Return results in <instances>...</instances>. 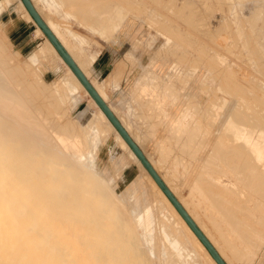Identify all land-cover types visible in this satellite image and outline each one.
Wrapping results in <instances>:
<instances>
[{
    "label": "rangeland",
    "instance_id": "1",
    "mask_svg": "<svg viewBox=\"0 0 264 264\" xmlns=\"http://www.w3.org/2000/svg\"><path fill=\"white\" fill-rule=\"evenodd\" d=\"M5 1L8 3L6 6L4 5L5 7H2L0 12L6 9L10 10L9 7L11 3H13V6H15L13 8L16 12L13 11L12 14L16 15L17 13L19 16L22 15L26 18V20H28V31L30 32V37L33 39L32 43L28 47L21 50L19 47L15 46L14 42L9 38L5 23L2 22L0 18V53H2L1 55L5 57L8 56V61L3 66H8L9 68L6 67L7 69H12L10 66H16L18 69L22 67L21 70L19 69V74H21V76L22 74L25 75L24 78L23 76L21 77L22 80H20V76L19 78H14H17L20 82L18 80L12 81L11 79L12 85L14 84L13 87L17 90V92L23 91L22 93L18 92V95L20 96H18V98L23 100L19 99L23 102L21 106L22 109H30L28 111H31L33 115H35V118H37V121H33L38 122L39 120L40 123H43L48 132L60 142L67 143L72 141L73 135L70 131H62L59 129L55 125L58 124V122L59 124L64 122V125L67 124V122H72L77 124L76 128L79 127L82 131H85L83 126H86L89 132L87 145L84 147L83 145L78 144L76 149L83 152V161H86L89 158L86 154L87 151H90L91 149L90 153L93 156L92 164L95 179L102 183V193L99 196V199L97 197H95V199L93 198L94 195L92 196L94 191L92 189L87 190L83 188L82 182H79V180H76L78 182L75 180L73 181L75 178L73 176L57 181L43 174L40 175L41 173H33L35 167H37L40 164V161H43L44 158L40 157L39 153H37V156L31 152L27 153L24 147L17 146L14 142L12 144L11 142L7 144V142L12 140L6 136L4 137V131L2 130V133L0 129V248H3L4 252L11 251L14 254L22 253L24 249H29L31 254L24 259L13 258L10 262H13V264H210L203 256H201L203 254L200 250L193 247L189 236L180 227L175 217H172L171 214L169 215L170 218H164V214L168 212V209L164 206L155 190L152 189L146 176L141 174L142 167L132 160L130 155L126 153V149L118 146L119 142H117L112 126L107 125L108 123L104 119L99 118L96 115L97 109L94 102L90 103V96L75 86H70L64 94H62L63 92L60 93L61 91L56 92L55 94L49 91L52 89L54 90V80H59V78L67 76V68L57 60L55 61L54 57L52 59V55H48V58L45 57V60L41 59L35 61V64H32L29 61L37 48L43 45L45 40L44 36L36 33L35 24L23 14L21 8L18 6L17 0H0L1 3H4ZM83 1L84 0H79V3H82ZM199 1L200 0H111L109 1L111 6H109L106 11L107 19H112V22H114V24L116 23L115 25H121V27L117 28L111 36H109L111 27L104 34L101 33L103 36L99 33H92L89 31L88 26L92 23V19H84L81 14H78L77 9L74 7V3L71 1L56 0V2L60 5L59 11L56 12H47L41 8L40 11H42L41 13L45 15V18L52 17L55 19V21L60 23L61 27L71 28L77 33L83 35L86 39L83 46L87 49L100 44L103 48L104 46L113 44L114 42L116 45L118 44V46H121V50L124 52L129 50L131 52L133 50L132 56L129 55L127 59H129L130 67L135 69L134 73L142 72L144 68L152 69L150 66L151 61L156 63L153 67L158 66L159 69L154 71L151 70L150 74L155 73V76L158 77L157 79L159 80L158 82L160 85L158 84L157 86V89L159 90L157 92L160 94V92L162 93L166 91V95L169 97L174 94L179 95L177 98L178 103L181 102L178 107L179 111L182 107H188L184 109L187 111L184 112V116H181L180 119L183 120L182 127L185 130L178 133L179 135H182V137L176 135V132L170 131L167 138L162 136L156 138L152 147L146 148L142 142V147H140L148 152L146 156H148L152 165H155L154 167L157 168L156 170L160 172L162 175L160 176L162 178L164 177V180L166 177L168 184L171 182L169 185H172L174 194H178V198L180 197L181 200L185 201L182 202L184 207H187V210L191 208L189 213L192 217H194L195 222L197 223L198 221L197 224H200V221L202 224L205 222L207 226L205 224H203L204 227L202 224H200L202 227L200 225L198 226L205 234L207 232V237L213 234L208 238L211 240L213 238L212 243L215 241V245L218 244L222 247V251H219L225 256L227 255V258L224 256V260L228 264L231 262V264H264V194L263 196L259 195L262 194V191H260L261 187H263L262 190H264V184L258 180H254L253 178L250 179L249 182L241 180L238 178L237 173V176L234 175L235 171L239 172V170L243 169L240 164L237 166L239 167L238 169L234 168L235 170L233 173V170H231L229 166H224L222 160H219L221 156L220 151L222 150L221 144L223 145L227 143L229 138H227L229 134L227 135L225 130L220 128V123L222 124L224 121L225 114L223 113L225 112V109L228 110V112H233L232 108H234L237 104L241 105L242 103L248 106V100L250 101H248V103H251L252 105L250 104V106L252 107L255 103L257 104V106L254 105L253 108L256 107V109H259L260 111L261 107H259V104H262V108H264V7L262 8L263 10L260 9L261 11H257V6L255 7L256 2L254 1L252 3V0H244V2H242L243 0ZM34 2H37L36 5H38L37 0ZM129 2H131V4H129ZM227 2L228 6L226 5ZM97 7L99 8L100 6H95V8ZM129 7H131V10L128 9ZM253 7L255 8V11ZM195 8H197V10H195ZM230 8L233 9L231 10ZM101 9L103 10V8ZM187 9L189 11H187ZM66 11L69 13L71 12L69 16H65L63 14ZM185 15L186 19H184ZM179 16L182 17L179 18ZM176 17H178V19ZM190 17H193L194 20L192 18L190 19ZM191 21L192 23H189ZM164 23H169V25ZM229 26H232L231 29L233 28L234 30H231ZM173 28L176 30H172ZM216 30L217 32H215ZM167 32L169 33L167 34ZM248 32L251 33V35H248ZM202 33H204L205 36ZM213 35L215 37H213ZM233 35L234 37H232ZM65 38H67V40L64 39V41L66 40L67 42H65L71 45L70 47L74 49L73 51H75L80 58L83 57L77 49L79 47L75 46L74 42L71 41V36L65 35ZM179 39L181 41H179ZM186 39L191 40V42L189 43V40L187 41ZM217 42L218 44L216 45ZM182 52L183 54H181ZM179 55L182 56V58H180ZM85 59L86 56L81 58V62L83 64L82 60H84L86 63L83 65H85L87 73L90 72L88 73L90 76L89 78L91 81H95H93L95 85L98 84L96 86L100 87L101 89H99L104 94V79L99 81L97 80L96 82V78L91 75V60L88 59L89 62H86L87 59ZM28 63L31 64L29 65ZM259 70H261V73ZM216 72L220 74L218 75ZM241 72L243 73L241 74ZM27 79L32 83L28 82ZM33 83L35 84L33 85ZM234 83L235 86L241 88L240 91L239 88L234 86ZM21 84L26 85L22 86ZM30 84L32 85L34 93L37 92L34 96H32L34 93H31L32 88ZM36 86L40 89H37ZM41 87L43 89H41ZM222 87L223 90L226 91L220 90ZM25 89H28L27 91L31 93L30 96L27 94L29 92ZM36 89L37 91H35ZM39 90H43L42 92L45 93L46 97L45 95L43 96V93L39 92ZM230 92H232V94ZM215 93H217L216 96H221L219 97L220 102H217V104L216 101L218 100L216 99L217 97H215ZM105 95L106 94H104L105 99L107 98L108 101L113 104L114 98L111 96L112 94L107 91V97ZM53 97L54 99L59 100L56 102V100L51 99ZM138 97H140V102L137 103L140 107L134 110V117L143 118V115L140 116V114H138L139 111L143 109L142 104L146 103L142 100L145 98V101H149L150 99L149 97L146 98L144 94ZM229 97L232 98V101ZM25 98L29 99L26 101ZM32 98H34L33 100L35 102ZM223 98L226 103L228 102L227 104H230L229 107L228 105L225 106L226 108L223 106L225 103ZM168 99L169 98H166L164 100L169 101ZM48 100L54 102H48ZM42 101H46L44 105H42ZM238 101L240 104L237 103ZM58 102L62 104H58ZM34 103L35 105H33ZM169 103L170 101L165 102L164 104L169 105ZM207 103L209 104L207 105ZM218 103L221 105H218ZM50 104L52 108H50ZM166 105L164 106L166 107ZM47 106L48 108H46ZM55 106L58 108H55ZM145 106L146 105H144V107ZM31 107H38V109L36 111V108L34 109ZM45 108L50 110L46 112L47 110ZM205 108L208 111H206ZM39 110L42 111V113H37L40 112ZM117 111L116 113L119 115L118 117H122V119H124L120 111L118 109ZM43 112L46 116H44ZM261 112L264 113V109H261ZM91 113L96 115L95 120H97L102 129L101 133L94 130L92 127L93 124L89 123ZM155 116L158 120H160L159 117L162 115L160 113H155ZM230 117H228V120L231 119ZM32 118L34 119V117ZM255 120L256 121L253 120V122L249 121V123L253 124L255 122L254 124H256V126L254 127L260 130L263 129L264 131V116L261 117V122L260 120ZM229 122L230 121H228V124L230 125ZM80 123L81 125L83 124V126H81ZM196 123L200 125L201 128L198 131L197 128H195ZM237 123L234 124V128L231 127V129L236 133H238V127H243L241 122ZM62 124L63 123L60 125ZM250 124L247 125L249 126ZM51 125L53 127H51ZM221 131L223 133H221ZM66 132L68 134H66ZM131 133L133 132L131 131ZM221 134L223 137L225 136V139H222ZM133 135L134 139L136 137L135 140L138 142L139 135L137 136L135 131ZM199 136L202 137L199 138ZM216 137L219 140L222 139L221 141H224V143L219 140L215 141L217 140ZM194 139H197L198 141H194ZM147 141H149V138L146 137L145 142ZM198 143H203V146ZM216 143H218L217 148L215 145ZM213 155L216 157L214 158ZM10 157H13L14 160H11ZM202 159H204V161ZM213 162L216 163V165H219L217 167H220L221 169L217 168L214 164L215 168ZM128 165V169L125 174L122 175V169ZM205 165H208L207 171H205ZM199 166L203 167L204 170ZM234 167L236 166L234 165ZM201 171L202 173H200ZM204 171L206 175L203 173ZM221 171L223 172L221 173ZM226 171L228 172L227 176L224 175ZM244 171L253 172V170L250 171L248 169ZM215 172L218 175H215ZM136 173L137 175L139 174L138 179L140 182H143V191L145 196H142L141 188H139V190H134L130 187L131 182H133L134 178L137 176ZM34 174L36 176H34ZM199 174L205 175V179L209 180V184L212 183L213 186L215 185V182L210 181V179L213 180L212 178L215 176H221L219 181L231 184L224 185V187H226L225 189L222 187L223 184L219 186L220 189L221 187L223 188L221 189L222 193V190H224L223 195L225 197V201H223L222 197H219L217 201L216 199L214 200L212 198H208V196L195 191L197 188V179H204V177L199 176ZM44 176L46 177V182L44 181L43 183V180L40 182L41 178L45 180ZM182 177L183 179H181ZM47 178L49 179L48 182ZM174 178L178 182H176ZM167 180H165L166 183ZM204 180L203 182L205 183L206 180ZM175 182L179 183L176 184L177 188L175 187ZM133 184L134 183H132V185ZM230 186L231 188L233 187L232 189L234 192L228 191L229 189L226 190L227 187L230 188ZM192 187V191L194 190L193 192L190 190ZM231 188L230 190H232ZM131 190L133 191L131 192ZM236 191L238 193H236ZM226 192H228V194ZM229 192L232 193V195ZM245 193H247V196ZM207 194L210 195V192H207ZM235 194L237 196H235ZM230 197L233 198V200L230 199ZM227 198L231 200V204L228 203L229 200ZM151 201V223L148 230L143 222L140 223L135 220L132 209L134 207L138 208L144 203ZM232 201L235 203V208ZM217 203L218 208L216 207ZM214 204L215 207L213 206ZM230 207L234 210H230ZM195 216H200V220H198V217ZM208 228L210 232L208 231ZM175 231L177 237L179 236L178 234H180L178 239L181 240V242L177 239ZM208 232L211 234H208ZM250 237L251 240L249 239ZM249 243H252V246H250ZM218 245L216 248L219 249ZM186 251H193L191 257L187 258L188 255ZM152 253L155 254L153 255ZM3 257L4 253H0V264L3 263ZM227 259H229V261Z\"/></svg>",
    "mask_w": 264,
    "mask_h": 264
},
{
    "label": "bare ground",
    "instance_id": "2",
    "mask_svg": "<svg viewBox=\"0 0 264 264\" xmlns=\"http://www.w3.org/2000/svg\"><path fill=\"white\" fill-rule=\"evenodd\" d=\"M4 1V0H3ZM32 1V0H31ZM35 1V0H34ZM114 1V0H113ZM118 1V0H117ZM128 1H132V0H128ZM134 1H137V0H134ZM189 1V0H188ZM201 1V0H200ZM199 1V2H200ZM203 1V0H202ZM211 1V0H210ZM225 1V0H224ZM256 2L254 5H255V7H256V9H257V11H259L260 9H262L263 7H264V0H252V3L253 2ZM161 2V1H160ZM181 2V1H180ZM233 2V1H232ZM242 2H244V0L242 1ZM241 2V3H242ZM7 1H5L4 3H1L0 2V11L2 10V7L5 5H7ZM17 3H18V6L23 10V13H24V15L29 19V20H31L34 24H35V30H36V33H38V34H41V35H43L44 36V43H43V45L42 46H40V47H38L37 48V50L34 52V54L32 55V57L29 59V61L32 63V64H35L36 62L35 61H37V60H41V59H44L45 57H47L48 55L50 56V55H52V59H53V57L55 58V61L57 60L58 62H60V63H62L63 64V66H65L66 68H67V71H68V74H67V76H64V77H61V78H59V80H54V90L52 89V90H49V91H51V92H53L54 94L56 93V92H59V91H61L60 93H62V94H64V93H66L67 92V90H68V88L70 87V86H75L76 88H78V89H80V90H82L84 93H86V94H88L89 95V93H88V91L84 88V86L81 84V82L78 80V78L76 77V75L73 73V71L70 69V67L68 66V64H66V62H64V60L62 59V57L58 54V52H57V50L54 48V46L52 45V43L49 41V39L44 35V33L42 32V30L40 29V27L33 21V19H32V17L30 16V14L28 13V11L26 10V8H25V6L23 5V3H22V1L21 0H17ZM33 4L35 3V2H32ZM37 3V2H36ZM65 3V2H64ZM119 3V2H118ZM120 3H122V2H120ZM134 3H137V2H134ZM171 3H173V2H171ZM191 3H194V2H191ZM236 3V2H235ZM251 3V4H252ZM129 4H131V2H129ZM174 4V3H173ZM180 4V3H179ZM186 4V3H185ZM189 4V3H188ZM220 4H221V2H220ZM224 4V3H223ZM231 4V3H230ZM247 4H248V2H247ZM250 4V5H251ZM133 5V4H132ZM181 5V4H180ZM191 5V4H190ZM194 5H197V4H194ZM207 5V4H206ZM226 5L228 6V2L226 3ZM233 5V4H232ZM250 5H248V6H250ZM4 6V7H5ZM37 6V5H36ZM118 6V5H117ZM134 6V5H133ZM144 6V5H143ZM221 6V5H220ZM219 6V7H220ZM227 6H226V8H227ZM231 6V5H230ZM242 6H243V4H242ZM245 6V5H244ZM253 6V5H252ZM185 7H186V5H185ZM202 7V6H201ZM208 7V6H207ZM222 7V6H221ZM36 8V7H35ZM131 7H129L128 9H130ZM143 8V7H142ZM152 8V7H151ZM167 8V7H166ZM178 8V7H177ZM190 8V7H189ZM250 8V7H249ZM254 8V7H253ZM45 9V8H44ZM114 9V8H113ZM117 9V8H116ZM139 9V8H138ZM145 9V8H144ZM173 9V8H172ZM175 9V8H174ZM179 9V8H178ZM181 9V8H180ZM231 9V8H230ZM233 9V8H232ZM231 9V10H232ZM94 11H95V13H97L99 16H100V18H99V16H96V19H97V17L99 18V19H102V20H106L107 19V12L106 11H104V10H102L100 7L98 8H94L93 9ZM131 10V9H130ZM177 10V9H176ZM175 10V11H176ZM182 10V9H181ZM195 10H197V8H195ZM223 10V9H222ZM263 10V9H262ZM38 11V10H37ZM163 11V10H162ZM187 11H189L188 9H187ZM220 11H221V9H220ZM247 11V10H246ZM254 11H255V8H254ZM261 11V10H260ZM38 12H40V10L38 11ZM42 12V11H41ZM40 12V13H41ZM67 12V11H66ZM65 12V13H66ZM165 12V11H164ZM180 12V11H179ZM239 12V11H238ZM251 12V11H250ZM39 13V14H40ZM71 13V12H70ZM69 13V14H70ZM176 13V12H175ZM195 13V12H194ZM202 13V12H201ZM214 13V12H213ZM216 13V12H215ZM259 13V12H258ZM74 14H76V13H74ZM80 14H82V13H80ZM86 14V17L85 18H88L89 19V17H87V13H85ZM164 14V13H163ZM167 14V13H166ZM180 14V13H179ZM187 14V13H186ZM251 14V13H250ZM260 14H261V12H260ZM42 14H40V16H41ZM44 15V14H43ZM42 15V16H43ZM83 15V14H82ZM89 15V14H88ZM193 15V14H192ZM195 15V14H194ZM41 16V17H42ZM84 16V15H83ZM169 16V15H168ZM176 16H178V15H176ZM190 16H191V14H190ZM214 16V15H213ZM218 16V15H217ZM250 16V15H249ZM44 17H45V15H44ZM170 17V16H169ZM182 17V16H181ZM180 16H179V18H181ZM195 17H197V16H195ZM208 17V16H207ZM246 17V16H245ZM43 18V17H42ZM84 18V19H85ZM177 19H178V17H176ZM193 19V17H190V19ZM202 18V17H201ZM218 18V17H217ZM236 18H238V17H236ZM44 19V21L46 22V24L49 26V28L52 30V32L56 35V37L58 38V40L63 44V46L66 48V50L69 52V54L72 56V58L74 59V61L76 62V64L78 65V67L81 69V71L84 73V75L88 78V80L90 81V83L94 86V88L96 89V91L98 92V94L104 99V101L106 102V99H105V97H104V94H106V93H104L103 94V92H101V88L100 87H97L96 85H98V84H94L93 83V81H91V79L89 78L90 76L88 75V73H90V72H88L87 73V69L85 70V65H83V64H86L85 62H84V60H82L83 61V64H82V62H81V58H84V57H79V55H77V53L75 52V51H73L74 49H72V47H70L71 45H69L68 43H66L67 41V38H65V35H67V33H69L70 32V30H61V28L59 27L60 25H59V23L57 22V21H55V19H53V18H48V17H46V18H43ZM98 19V20H99ZM123 19H124V17H123ZM163 19V18H162ZM184 19H186V15L184 16ZM203 19V18H202ZM227 19V18H226ZM242 19V18H241ZM97 20V21H98ZM160 20V19H159ZM175 20V19H174ZM194 20V19H193ZM198 20V19H197ZM204 20V19H203ZM101 21V20H100ZM122 21V20H121ZM173 21V20H172ZM177 21V20H176ZM223 21V20H222ZM99 22V21H98ZM97 22V23H98ZM106 22V21H105ZM104 22V23H105ZM160 22V21H159ZM169 22H170V20H169ZM183 22V21H182ZM195 22V21H194ZM228 22V21H227ZM231 22V21H230ZM252 22V21H251ZM101 23V22H100ZM99 23V24H100ZM120 23V22H119ZM119 23H117V24H119ZM122 23V22H121ZM163 23V22H162ZM171 23V22H170ZM187 23V22H186ZM189 23H192V21L191 22H189ZM220 23V22H219ZM262 23V22H261ZM102 24V23H101ZM100 24V25H101ZM107 24V23H106ZM116 24V23H115ZM114 24V25H115ZM159 24V23H158ZM164 24H166V23H164ZM168 25H169V23H167ZM166 24V25H167ZM200 24V23H199ZM203 24H204V21H203ZM90 25V24H89ZM92 25L93 26H95L93 23H92ZM91 25V26H92ZM109 25V24H108ZM120 25V24H119ZM165 25V26H166ZM184 25H186V24H184ZM189 25V24H188ZM192 25H194V24H192ZM209 25V24H208ZM239 25V24H238ZM241 25V24H240ZM93 26L91 27L92 29H93ZM97 26V25H96ZM95 26V27H96ZM113 26V25H112ZM158 26V25H157ZM157 26H155V27H157ZM164 26V25H163ZM171 26V25H170ZM183 26V25H182ZM225 26V25H224ZM177 27H179V26H177ZM193 27V26H192ZM198 27V26H197ZM218 27V26H217ZM221 27V26H220ZM230 27V26H229ZM232 27V26H231ZM231 27H230V29H231ZM97 28V27H96ZM96 28H94V29H96ZM102 28H104V25L102 26ZM169 28V27H168ZM175 28V27H174ZM174 28L172 29V30H174ZM195 28V27H194ZM249 28V27H248ZM63 29V28H62ZM65 29V28H64ZM98 29V28H97ZM96 29V30H97ZM110 29V28H109ZM159 29H160V27H159ZM158 29V30H159ZM163 29V28H162ZM161 29V30H162ZM186 29H187V27H186ZM185 29V30H186ZM199 29V28H198ZM208 29V28H207ZM225 29V28H224ZM233 29V28H232ZM231 29V30H232ZM243 29V28H242ZM250 29V28H249ZM262 29V28H261ZM99 30H102L101 28H99ZM98 30V31H99ZM112 30V29H111ZM110 30V31H111ZM114 30V29H113ZM166 30V29H165ZM171 30V29H170ZM176 30V29H175ZM174 30V31H175ZM178 30V29H177ZM219 30V29H218ZM234 30V29H233ZM246 30V29H245ZM91 31V30H90ZM163 31V30H162ZM184 31V30H183ZM190 31V30H189ZM202 31V30H201ZM226 31V30H225ZM230 31V30H229ZM72 32V31H71ZM71 32L69 33V34H71ZM96 31H94V33H95ZM100 32V31H99ZM178 32V31H177ZM204 32V31H203ZM208 32V31H207ZM211 32V31H210ZM215 32H217V30L215 31ZM231 32V31H230ZM35 33V34H36ZM75 33V32H74ZM105 33V32H104ZM169 32H167V34H168ZM172 33H174V32H172ZM185 33V32H184ZM191 33V32H190ZM192 33H193V31H192ZM205 33H206V31H205ZM222 33H223V31H222ZM221 33V34H222ZM246 33H247V31H246ZM256 33V32H255ZM100 34V33H99ZM111 34H112V32H111ZM187 34V33H186ZM195 34H197V33H195ZM203 35H204V33H202ZM201 34V35H202ZM211 34V33H210ZM233 34V33H232ZM251 35V33H249L248 32V35ZM110 35V34H109ZM231 35V34H230ZM76 36H78V35H76ZM111 36V35H110ZM173 36V35H172ZM186 36V35H185ZM195 36H197V35H195ZM200 36V35H199ZM205 36V35H204ZM257 36V35H256ZM68 37V36H67ZM176 37V36H175ZM181 37H183V36H181ZM213 37H215L214 35H213ZM217 37V36H216ZM224 37V36H223ZM232 37H234V35L232 36ZM254 37V36H253ZM187 38V37H186ZM248 38V37H247ZM252 38V37H251ZM64 39H66L65 41H64ZM107 39V38H106ZM193 39V38H192ZM195 39H197V38H195ZM209 39V38H208ZM214 39V38H213ZM177 40V39H176ZM184 40V39H183ZM187 40V39H186ZM189 40V39H188ZM187 40V41H188ZM215 40V39H214ZM239 40V39H238ZM249 40V39H248ZM257 40V39H256ZM82 41H84V40H82ZM179 41H181L180 39H179ZM199 41V40H198ZM204 41V40H203ZM206 41V40H205ZM213 41V40H212ZM236 41H237V38H236ZM250 41V40H249ZM261 41V40H260ZM259 41V42H260ZM136 42V41H135ZM134 42V43H135ZM185 42V41H184ZM191 42V40H189V43ZM252 42V41H251ZM75 43V42H74ZM83 43V42H82ZM133 43V42H132ZM194 43V42H193ZM207 43V42H206ZM213 43H215V42H213ZM223 43V42H222ZM249 43V42H248ZM195 44H197V43H195ZM218 44V42L216 43V45ZM220 44V43H219ZM225 44V43H224ZM254 44V43H253ZM75 45V44H74ZM77 45H79V44H77ZM134 45V44H133ZM175 45H176V43H175ZM211 45V44H210ZM215 45V46H216ZM227 45V44H226ZM225 45V46H226ZM230 45V44H229ZM249 45H250V43H249ZM256 45V44H255ZM202 46V45H201ZM222 46V45H221ZM258 46V45H257ZM78 47V46H77ZM213 47V46H212ZM224 47V46H223ZM251 47V46H250ZM175 48V47H174ZM202 48H203V46H202ZM249 48V47H248ZM256 48V47H255ZM77 49H79V48H77ZM176 49V48H175ZM199 49V48H198ZM221 49V48H220ZM226 49V48H225ZM251 49V48H250ZM254 49V48H253ZM82 50V49H81ZM177 50V49H176ZM171 51V50H170ZM182 51V50H181ZM185 51V50H184ZM205 51V50H204ZM255 51V50H254ZM253 51V52H254ZM79 52H81V51H79ZM82 52H83V50H82ZM201 52V51H200ZM229 52V51H228ZM257 52V51H256ZM165 53V52H164ZM169 53V52H168ZM172 53V52H171ZM187 53V52H186ZM185 53V54H186ZM198 53V52H197ZM207 53V52H206ZM252 53V52H251ZM2 53H0V126H2V127H0V129H1V132H2V130L4 131V137L6 136L7 138H9L10 140H12V141H9V142H7V144H9L10 142H11V144L14 142V144L15 145H17V146H20V147H24V149H25V151L27 152V153H34L36 156L38 155L37 153H39V155H40V157H43L44 158V160L43 161H40V164L37 166V167H35V169L33 170V173H41L40 175H45V176H48V177H50V178H53V179H55V180H57V181H61L62 179L64 180V179H66V177L68 178H70V177H75V178H78V179H73V181L75 180H79V182H82V186H83V188H85V189H87V190H89V189H92L93 191V193H92V196H93V198H95V197H97L98 199H99V196L101 195V189H102V183H100V181H98L97 179H95V173H94V171H93V156H92V154L90 153V151H91V149H90V151H87V156L89 157L86 161H83V158H84V154H83V152L82 151H80V150H78V149H76V147H77V145L79 144V145H83L84 147H86L85 145H87V142H88V136H89V132H88V128L86 127V126H83V124L81 125V123H80V125L81 126H83V128L85 129V131H82V130H80V128L78 127V128H76V125L77 124H74V123H72V122H67V124H65L64 125V122H61V123H63L62 125H60L59 124V122H58V124H55L59 129H61L62 131H70L71 133H72V135H73V139H72V141H69V142H67V143H65V142H60V141H58L57 139H55L54 137H53V135H51L49 132H48V130L44 127V124L43 123H40L39 122V120H38V122H34V121H37V118H35V115H33V113L31 112V111H28V110H30V109H28V110H26L27 108H24L25 110H23L22 109V104H23V100L21 99V98H18V92H17V90L13 87V85H12V81H17L18 79L16 78V79H14L15 77H18L19 78V76H20V78L23 76V78H24V76L25 75H23L22 74V76H21V74H19V69L21 70L22 69V67H20L19 69L16 67V66H10L12 69H7L6 67H8V66H3V65H5L6 64V62L8 61V56H3V55H1ZM85 54V53H84ZM180 54V53H179ZM181 54H183V52L181 53ZM180 54V55H181ZM188 54V53H187ZM202 54V53H201ZM209 54H210V52H209ZM212 54V53H211ZM253 54V53H252ZM81 55H82V53H81ZM174 55V54H173ZM179 55V56H180ZM206 55V54H205ZM255 55V54H254ZM256 55H258V54H256ZM126 56H127V54H126ZM178 56V55H177ZM199 56V55H198ZM210 56V55H209ZM238 56V55H237ZM10 57V56H9ZM184 57H185V55H184ZM188 57V56H187ZM190 57H192V56H190ZM205 57H207V56H205ZM48 58V57H47ZM177 58V57H176ZM179 58V57H178ZM180 58H182V56H180ZM189 58V57H188ZM195 58V57H194ZM193 58V59H194ZM212 58V57H211ZM211 58H209V59H211ZM86 59L88 60L89 58H87L86 57ZM85 59V60H86ZM192 59V58H191ZM201 59V58H200ZM208 59V58H207ZM212 59H214V58H212ZM247 59V58H246ZM45 60V59H44ZM51 60V59H50ZM86 60V62H89V60L87 61ZM190 60V59H189ZM199 60V59H198ZM256 60V59H255ZM258 60V59H257ZM174 61H175V59H174ZM202 61V60H201ZM204 61V60H203ZM206 61V60H205ZM48 62H51V61H48ZM122 62H124V61H122ZM178 62H180V61H178ZM184 62V61H183ZM192 62V61H191ZM199 62H200V60H199ZM216 62V61H215ZM222 62V61H221ZM26 63H27V61H26ZM31 63H28L29 65L31 64ZM56 63V62H55ZM132 63V62H131ZM190 63V62H189ZM188 63V64H189ZM195 63V62H194ZM193 63V64H194ZM260 63V62H259ZM10 64V63H9ZM12 64H13V62H12ZM16 64V63H15ZM88 64V63H87ZM192 64V63H191ZM11 65V64H10ZM49 65V64H48ZM198 65V64H197ZM18 66V65H17ZM21 66V65H20ZM32 66V65H31ZM62 66V67H63ZM84 66V67H83ZM190 66V65H189ZM199 66V65H198ZM204 66V65H203ZM50 67V66H49ZM117 67H119V66H117ZM134 67V66H133ZM208 67V66H207ZM232 67V66H231ZM259 67V66H258ZM9 68V67H8ZM222 68V67H221ZM235 68V67H234ZM242 68V67H241ZM210 69V68H209ZM220 69V68H219ZM237 69V68H236ZM243 69V68H242ZM28 70V69H27ZM262 70V69H261ZM261 70H259L260 71V73H261ZM23 71V70H22ZM21 71V72H22ZM148 71H149V69H148ZM148 71H146V72H148ZM224 71V70H223ZM241 71V70H240ZM243 71H244V69H243ZM264 71V70H263ZM27 72V71H26ZM31 72V71H30ZM122 72V71H121ZM23 73V72H22ZM215 73V72H214ZM243 72H241V74H242ZM247 73V72H246ZM253 73V72H252ZM25 74V73H24ZM27 74V73H26ZM144 74V73H143ZM216 74H218L217 72H216ZM220 74V73H219ZM218 74V75H219ZM223 74H225V73H223ZM236 74V73H235ZM256 74V73H255ZM149 75H150V73H149ZM152 76H154L153 74H151ZM150 75V76H151ZM221 75H222V73H221ZM238 75V74H237ZM262 75V74H261ZM31 76V75H30ZM39 76V75H38ZM150 76H148V74L147 75H142V77H141V80H140V82H142V83H146V84H149V83H152L151 81H153L152 79H150ZM158 76V75H157ZM242 76V75H241ZM126 77V76H125ZM156 77V76H155ZM243 77V76H242ZM260 77V76H259ZM25 78H27V77H25ZM157 78V77H156ZM180 78V77H179ZM223 78V77H222ZM221 78V79H222ZM241 78V77H240ZM248 78V77H247ZM261 78V77H260ZM11 79H12V81H11ZM14 79V80H13ZM32 79V78H31ZM139 79V78H138ZM218 79V78H217ZM20 80H22V78L20 79ZM117 80V79H116ZM19 81V80H18ZM27 81L28 82H30V83H32L30 80H28L27 79ZM33 81V80H32ZM222 81V80H221ZM248 81H249V79H248ZM254 81V80H253ZM20 82V81H19ZM22 82V81H21ZM25 82V81H24ZM35 82V81H34ZM95 82V81H94ZM96 82H97V80H96ZM224 82V81H223ZM229 82V81H228ZM250 82V81H249ZM27 83V82H26ZM40 83V82H39ZM38 83V84H39ZM189 83V82H188ZM17 84V83H16ZM19 84V83H18ZM35 83H33V85H34ZM46 84V83H45ZM139 84V83H138ZM141 84V83H140ZM139 84V85H140ZM156 84H158V83H156ZM174 84V83H173ZM225 84V83H224ZM227 84V83H226ZM233 84V83H232ZM22 86L23 85H26V84H21ZM29 85V84H28ZM28 85H27V87H28ZM46 85H48V84H46ZM204 85V84H203ZM221 85H223V84H221ZM220 85V86H221ZM250 85V84H249ZM30 86H31V88H32V85L30 84ZM38 86V85H37ZM36 86V87H37ZM43 86V85H42ZM45 86V85H44ZM49 86H50V84H49ZM114 86V85H113ZM137 86V85H136ZM135 86V87H136ZM150 86V85H149ZM152 86V85H151ZM219 86V85H218ZM228 86V85H227ZM234 86H235V83H234ZM257 86V85H256ZM51 87V86H50ZM156 87V86H155ZM206 87V86H205ZM235 87H237V88H239L238 86H235ZM243 87V86H242ZM248 87V86H247ZM250 87V86H249ZM29 88V87H28ZM39 87H37V89H38ZM100 88V89H99ZM138 88V87H137ZM136 88V89H137ZM207 88V87H206ZM224 88H225V86H224ZM228 88V87H227ZM257 88V87H256ZM21 89V88H20ZM35 89V88H34ZM37 89L35 90V91H37ZM40 89V88H39ZM41 89H43L42 87H41ZM217 89H218V87H217ZM235 89V88H234ZM253 89V88H252ZM18 90H19V88H18ZM26 90V89H25ZM28 90V89H27ZM26 90V91H27ZM32 90V92L31 93H34V90H33V88L31 89ZM45 90V89H44ZM219 90V89H218ZM220 90H223V87L222 88H220ZM241 90V88H239V91ZM256 90H258V89H256ZM256 90H254V91H256ZM21 91V90H20ZM43 90H39V92H42ZM134 91V90H133ZM223 91H226V90H223ZM231 91H233V90H231ZM264 91V90H263ZM23 92V91H22ZM22 92H19V93H22ZM27 92H29V91H27ZM47 92V91H46ZM50 92V93H51ZM216 92H218V91H216ZM229 92V91H228ZM235 92V91H234ZM31 93L29 92V93H27V94H29V96L31 95ZM35 93H37V92H35ZM32 94V96H34V95H36V94ZM43 93V92H42ZM41 93V94H42ZM60 93H59V95H60ZM158 93V92H157ZM161 93V92H160ZM214 93V92H213ZM231 94H232V92H230ZM238 93V92H237ZM24 94V93H23ZM48 94V93H47ZM54 94H53V96H54ZM61 94V95H62ZM140 94V93H139ZM142 94V93H141ZM216 94L217 93H215V97H217L216 99L218 100V101H216V104H217V102H220L219 101V97H221V96H219L218 97V95L216 96ZM230 94V95H231ZM239 94V93H238ZM247 94V93H246ZM260 94V93H259ZM22 95V94H21ZM25 95V94H24ZM37 95H39V94H37ZM43 96L45 95V93H43L42 94ZM41 95V96H42ZM51 95H52V93H51ZM50 95V96H51ZM56 95H58V94H56ZM55 95V96H56ZM155 95H157V94H155ZM160 95V94H159ZM162 95V94H161ZM241 95V94H240ZM239 95V96H240ZM244 95V94H243ZM252 95V94H251ZM250 95V96H251ZM23 96V95H22ZM48 96V95H47ZM63 96V95H62ZM90 96V95H89ZM106 96V95H105ZM125 96H126V94H125ZM127 96H129V95H127ZM133 96V95H132ZM178 96L179 95H173L171 98H173V100H178L177 98H178ZM209 96V95H208ZM236 96H238V95H236ZM20 97V96H19ZM45 97H46V95H45ZM57 97V96H56ZM59 97V96H58ZM107 97V96H106ZM155 97V96H154ZM153 97V98H154ZM161 97V96H160ZM214 97V98H215ZM225 97V96H224ZM240 97H242V96H240ZM254 97V96H253ZM27 98V97H26ZM25 98V99H26ZM31 98V97H30ZM42 98V97H41ZM152 98V99H153ZM170 98V99H171ZM230 98V97H229ZM236 98V97H235ZM256 98H258V97H256ZM22 100V101H20V100ZM29 99V98H28ZM28 99H26V101L28 100ZM34 98H32V100H33ZM48 99H50V98H48ZM51 99H54V97L53 98H51ZM90 99H91V101H90V103L91 102H94V104H95V106H96V115L99 117V118H102V119H104L108 124L107 125H111L112 126V130H113V132L115 133V137H116V139H117V142H119V145L118 146H121L123 149H126V153H128L129 155H130V157L132 158V160L133 161H135L136 163H138L141 167H142V170H141V174H143L144 176H146V178L149 180V182H150V185H151V187H152V189H154L155 190V192L157 193V195L160 197V199H161V201H162V203L164 204V206L168 209V212L167 213H165L164 214V218L165 219H168V218H170L169 217V215H171L172 214V217H175V219L177 220V222L179 223V225H180V227L183 229V231L189 236V238H190V242L193 244V247L195 248V249H198V250H200V252L203 254V255H201V256H203L204 258H205V260H207V262L208 263H210V264H218L215 260H214V258L212 257V255L208 252V250L206 249V247L204 246V244L200 241V239L198 238V236L194 233V231L190 228V226L188 225V223L184 220V218L180 215V213L178 212V210L175 208V206L171 203V201L168 199V197L165 195V193L161 190V188L158 186V184L155 182V180L152 178V176L148 173V171L144 168V166L142 165V163L140 162V160L138 159V157L134 154V152L131 150V148L129 147V145L127 144V142L124 140V138L120 135V133L117 131V129L112 125V123L110 122V120L108 119V117L106 116V114L102 111V109L96 104V102L94 101V99L90 96ZM145 99V98H144ZM215 99V100H216ZM228 99V98H227ZM232 98H230V100H231ZM238 99H239V97H238ZM237 99V100H238ZM251 99V98H250ZM54 100H56V102H57V100H59V99H54ZM62 100V99H61ZM63 100H65V99H63ZM108 100V99H107ZM126 100V99H125ZM124 100V101H125ZM130 100V99H129ZM241 100V99H240ZM247 100V99H246ZM254 100V99H253ZM259 100V99H258ZM34 101V100H33ZM223 101H224V98H223ZM222 101V102H223ZM232 101V100H231ZM242 101H243V99H242ZM241 101V102H242ZM249 101V100H248ZM248 101H247V104H248V106L247 105H245V104H242L241 103V105H236V106H234V108H232L233 110V112H231V111H229L228 112V110H226L225 109V112L223 113V114H225L224 116V121H223V123L221 124L220 123V128L221 129H223V130H225V132L227 133V138H228V141H227V143H225V144H221V151H220V153H221V156H220V158H219V160H222V162H223V165L224 166H229L230 168H231V170H233V173H234V168H239V167H237V166H239V164L241 165V167L243 168H241L242 170H239V172H237V171H235V174L234 175H236V173H237V175H238V178H240L241 180H243V181H245V182H249V180L250 179H254V180H258L259 182H261V183H263L264 184V131H263V129L262 130H260V129H257L256 127H254V126H256V124H250L249 123V121H252L253 122V120L254 121H256L255 119H257V120H260L261 119V117H263L264 116V113H262L261 112V109H264V108H262V104H259L260 106L259 107H261L260 108V111H259V109H256V107L255 108H253L254 107V105H256L257 106V104L255 103L254 105H253V107L252 106H250V104L251 103H248ZM21 102V103H20ZM35 102V101H34ZM43 102V101H42ZM46 101H44L43 102V104L42 105H44V103H45ZM48 102H54V101H49L48 100ZM61 102V101H60ZM60 102H58V104L60 103ZM109 102V101H108ZM127 102V101H126ZM125 102V103H126ZM152 102V101H151ZM162 102V101H161ZM160 102V103H161ZM172 102H174V101H172ZM207 102V101H206ZM208 102H210V101H208ZM213 102V101H212ZM212 102H211V104H212ZM225 102V101H224ZM250 102V101H249ZM253 102V101H252ZM257 102V101H256ZM261 102V101H260ZM107 103V102H106ZM110 103V102H109ZM148 103V102H147ZM152 103H155V102H152ZM163 103V102H162ZM214 103V102H213ZM228 103V102H227ZM226 102L224 103V107L226 106V105H228V107L230 106V104H227ZM237 103H239V101L237 102ZM243 103H244V101H243ZM254 103V102H253ZM258 103V102H257ZM264 103V102H263ZM29 104H30V101H29ZM47 104H49V103H47ZM60 104H62V103H60ZM108 104V103H107ZM209 103H207V105H208ZM220 103H218V105H219ZM233 104V103H232ZM240 104V103H239ZM33 105H35V103L33 104ZM40 105H41V103H40ZM53 105H55V104H53ZM52 105V106H53ZM111 105V104H110ZM109 104H108V106L110 107V109L113 111V112H115V108L113 107V106H110ZM129 105V104H128ZM153 105V104H152ZM215 105V104H214ZM217 105V106H218ZM221 105V104H220ZM234 105V104H233ZM252 105V104H251ZM24 106V105H23ZM25 106H27V105H25ZM59 106V105H58ZM168 106V105H167ZM199 106V105H198ZM222 106V107H223ZM264 106V105H263ZM39 107V106H38ZM38 107L35 109L34 107H31V108H34L36 111H37V109H38ZM44 107V106H43ZM160 107V106H159ZM209 107H210V105H209ZM209 107H208V109H209ZM221 107V108H222ZM223 107V108H224ZM46 108H48V106L46 107ZM45 108V109H46ZM50 108H52L51 107V104H50ZM55 108H58V107H56L55 106ZM114 108V109H113ZM126 108V107H125ZM219 108V107H218ZM226 108V107H225ZM130 109H132L131 107H130ZM206 109V108H205ZM213 109V108H212ZM231 109V108H230ZM47 110V109H46ZM45 110V111H46ZM50 110V109H49ZM49 110H47L46 112H48ZM53 110V109H52ZM158 110H160L159 108H158ZM158 110H157V113H158ZM165 110V109H164ZM221 110V109H220ZM219 110V111H220ZM40 111V110H39ZM44 111V110H43ZM54 111V110H53ZM154 111V110H153ZM155 111H156V109H155ZM206 111H208L207 109H206ZM223 111V110H222ZM55 112H57V111H55ZM133 112V111H132ZM161 112V111H160ZM37 113H42V111H40V112H37ZM36 113V114H37ZM44 113V112H43ZM50 113V112H49ZM51 113H52V111H51ZM94 113V112H93ZM93 113H91V115H90V122L89 123H92L93 124V129L94 130H96V131H99L100 133L102 132V129H101V127H100V125L98 124V122H97V120H95V114H93ZM164 113H166V112H164ZM212 113V112H211ZM53 114V113H52ZM51 114V115H52ZM210 114V113H209ZM216 114V113H215ZM214 114V115H215ZM223 114H222V117H223ZM49 115V114H48ZM115 115H116V113H115ZM129 115V114H128ZM133 115V114H132ZM154 115V114H153ZM230 115H231V117H230ZM44 116H46V114L44 113ZM117 116V115H116ZM180 116H184V113H181V115ZM32 117H34V119L32 118ZM118 117V116H117ZM154 117V116H153ZM176 117V116H175ZM228 117H230L231 119H229L228 120ZM47 118H48V116H47ZM49 118H50V116H49ZM219 118V117H218ZM118 119L120 120V119H122V118H120V117H118ZM149 119V118H148ZM175 119V118H174ZM181 119V117H178L176 120H175V123L173 124V127H172V132L174 131V132H176V135H178L179 137H182V135H179L178 133H181V132H183L185 129H183V127H182V123H183V120H180ZM182 119H183V117H182ZM34 120V121H33ZM53 120H54V117H53ZM157 120V119H156ZM232 120V121H231ZM51 121V120H50ZM57 121V120H56ZM121 121V123L124 125V127L127 129V131L129 132V134L131 135V132H130V130H129V126L123 121V120H120ZM153 121V120H152ZM167 121V120H166ZM199 121V120H198ZM217 121V120H216ZM219 121V120H218ZM228 121H230L229 123H230V125L228 124ZM262 120H260V122H261ZM54 122V121H53ZM77 122V121H76ZM75 122V123H76ZM102 122H104V121H102ZM147 122V121H146ZM232 122V123H231ZM237 122H241L242 123V125H243V127H238L239 129H238V133H236L234 130H232L231 129V127H233L234 126V124L235 123H237ZM259 122V123H260ZM66 123V122H65ZM149 123H151V122H149ZM212 123V122H211ZM210 123V124H211ZM258 123V124H259ZM51 124V123H50ZM49 124V125H50ZM54 124V123H53ZM79 124V123H78ZM104 124H106V123H104ZM152 124V123H151ZM238 124V123H237ZM247 124H250L249 126L247 125ZM257 124V125H258ZM260 125H261V123H260ZM264 125V124H263ZM47 126V125H46ZM196 127L195 128H197V131L199 130V129H201L200 128V125H198L197 123H196V125H195ZM48 127V126H47ZM51 127H53L52 125H51ZM56 127V128H57ZM156 127V126H155ZM154 127V128H155ZM182 127V128H181ZM235 127V126H234ZM233 127V128H234ZM259 127V126H258ZM107 128H109V127H107ZM152 128H153V126H152ZM219 128V129H220ZM262 128V127H261ZM264 128V127H263ZM49 129H50V127H49ZM53 129V128H52ZM169 129V128H168ZM54 130V129H53ZM153 130V129H152ZM163 130V129H162ZM203 130V129H202ZM235 130H237V129H235ZM54 131H56V130H54ZM154 131V130H153ZM201 131V130H200ZM199 131V132H200ZM210 131V130H209ZM150 132V131H149ZM58 133V132H57ZM221 133H223L222 131H221ZM66 134H68L67 132H66ZM70 135V134H69ZM223 135H225V134H223ZM132 136V135H131ZM217 136V135H216ZM63 137V136H62ZM104 137V136H103ZM103 137H102V139H103ZM197 137H198V135H197ZM202 137V136H201ZM200 136H199V138H201ZM219 137V136H218ZM221 137H222V139L224 138L225 139V136L223 137L222 136V134H221ZM69 138V137H68ZM132 138L134 139V137L132 136ZM178 138V137H177ZM196 138V137H195ZM199 138H198V140H199ZM217 138V137H216ZM136 139V138H135ZM134 139V140H135ZM221 139V140H222ZM176 140V139H175ZM197 139H194V141H198ZM202 140V139H201ZM219 139L217 138V140H215V141H218ZM221 140H219V141H221ZM140 141V140H139ZM200 141V140H199ZM135 142L138 144V142L135 140ZM201 142V141H200ZM203 142V141H202ZM208 142H209V140H208ZM222 143H224V141H221ZM187 143V142H186ZM195 143H197V142H195ZM118 144V143H117ZM198 144H202V146H203V143H198ZM198 144H195V145H198ZM217 144L218 143H216L215 145H216V148H217ZM220 144V143H219ZM139 145V144H138ZM199 145V146H200ZM117 146V145H116ZM139 147H140V145H139ZM141 148V147H140ZM85 149V148H84ZM142 149V148H141ZM186 149V148H185ZM210 149V148H209ZM220 149V148H219ZM218 149V150H219ZM184 150V149H183ZM212 150H214V149H212ZM142 151H143V153L145 154V152H144V150L142 149ZM160 151V150H159ZM217 151V150H216ZM183 152V151H182ZM198 152V151H197ZM200 152V151H199ZM213 152H215V151H213ZM219 152V151H218ZM218 152H217V154H218ZM124 153V152H123ZM33 154V155H34ZM197 154V153H196ZM214 154H216V153H214ZM145 156H146V154H145ZM214 156V155H213ZM219 156H217V157H219ZM236 157V159H235V157ZM147 158H148V156H146ZM216 156H214V158H215ZM10 159L11 160H14V158L13 157H10ZM216 159H218V158H216ZM148 160H149V158H148ZM152 160V159H151ZM203 161H204V159H202ZM150 161V160H149ZM163 161V160H162ZM153 162V161H152ZM198 162H199V160H198ZM151 163V162H150ZM160 163V162H159ZM152 164V163H151ZM193 164V163H192ZM198 164V163H197ZM203 164V163H202ZM206 164H208V163H206ZM216 165V163H214L213 162V165ZM232 166H230V165ZM236 164H238V165H236ZM139 165H137V166H139ZM215 165H214V167H215ZM234 165L236 166V167H234ZM155 166V165H154ZM153 166V167H154ZM173 166V165H172ZM201 166H203V165H201ZM208 165H205L204 167H205V171H207L208 169V167H207ZM217 166H219V165H216V167ZM221 166V165H220ZM190 167V166H189ZM200 167V166H199ZM209 167H211V166H209ZM213 167V166H212ZM213 167V168H214ZM215 167V168H216ZM155 168V167H154ZM188 168V167H187ZM200 168H202L203 170H204V168L203 167H200ZM217 168H220V167H217ZM139 169V168H138ZM155 169H157V168H155ZM189 169V168H188ZM201 169V170H202ZM211 169V168H210ZM221 169V168H220ZM219 169V170H220ZM246 169H248V170H253V172H246V171H244V170H246ZM140 170V169H139ZM202 170V171H203ZM225 170V169H224ZM223 170V171H224ZM157 172H158V170H156ZM202 171L200 172V173H202ZM205 171L203 172V173H205ZM210 171V170H209ZM213 171V170H212ZM215 171H216V169H215ZM223 171H221V173L223 172ZM179 172V171H178ZM214 172V171H213ZM199 173V172H198ZM217 173H218V171H217ZM227 171L225 172V176H227ZM158 174L159 175H161L160 174V172H158ZM214 174V173H213ZM136 175H137V173H136ZM205 175H206V173H205ZM205 175H201V174H199V176H205ZM215 175H218V174H216V172H215ZM236 175V176H237ZM34 176H36L35 174H34ZM44 176V177H45ZM162 176V175H161ZM172 176V175H171ZM229 176V175H228ZM43 177V178H44ZM134 177V176H133ZM177 177H180V176H177ZM184 177V176H183ZM183 177L181 178V179H183ZM221 176H215L214 178H212L213 180H211L210 179V181H213V182H215L214 184V186H213V184L211 183V184H209V180H206L205 179V177H204V179L206 180V182L204 183L203 182V180L204 179H197V178H195V179H197V183H196V186H197V188L195 189V191L198 193H200V194H203V195H206V196H208V198H212V199H216L217 201H218V199H219V197H222V199H223V201H225V197H224V190H222L223 191V193L221 192V189H225L226 187H224V185H231V184H229V183H225V182H221V181H219V178H220ZM139 178V174L136 176V178H134V180H133V182H131V184H130V187H131V189H134V190H139V188H141V193H142V196H145V193H144V191H143V182L141 181L140 182V180L138 179ZM162 178V177H161ZM164 178V177H163ZM162 178V179H163ZM173 178V177H172ZM171 178V179H172ZM175 178H176V176H175ZM174 178V179H175ZM230 178V177H229ZM145 179V178H144ZM177 179V178H176ZM175 179V180H176ZM179 179V178H178ZM195 179H194V181H195ZM41 180H43V183H44V181L46 182V177H45V180L44 179H40V182H41ZM81 180V181H80ZM164 180V179H163ZM165 180H167V178L165 177ZM164 180V182L166 183V181ZM204 180V181H205ZM215 180V181H214ZM49 181V179L47 178V182ZM147 181V180H146ZM182 181V180H181ZM233 181V180H232ZM76 182H78V181H76ZM148 182V183H149ZM176 182H178L177 180H176ZM174 183L175 184V187H176V184H179V183ZM132 183H134L133 185H132ZM171 183V182H170ZM169 183V184H170ZM187 183V182H186ZM217 183V184H216ZM168 184V180H167V183H166V185L170 188V190L173 192V188H172V185H169ZM223 184V188L221 187V189H220V187L219 186H221ZM149 185V184H148ZM217 185V186H216ZM233 185H235V184H233ZM45 186H46V184H45ZM178 186H180V185H178ZM259 186V185H258ZM262 186V185H261ZM260 187V186H259ZM177 188V187H176ZM179 188V187H178ZM230 188H231V186H230ZM230 188H228L227 187V189L226 190H228V191H232V192H234V190L232 189V190H230ZM257 188V187H256ZM255 188V189H256ZM262 188L263 187H261V190L260 191H262V194H259V195H262L263 196V194H264V190H262ZM188 189H189V187H188ZM187 189V190H188ZM192 189H193V187L192 188H190V190H191V192H193L192 191ZM258 190V189H257ZM68 191V190H67ZM133 190H131V192H132ZM259 191V190H258ZM189 192V191H188ZM207 192H210V195H208L207 194ZM229 192V193H230ZM244 192V191H243ZM255 192H257V191H255ZM139 193H140V191H139ZM174 193V192H173ZM180 193V192H179ZM187 193V192H186ZM227 194H228V192H226ZM236 193H238L237 191H236ZM191 194V193H190ZM231 195H232V193H230ZM234 194V193H233ZM244 194V193H243ZM247 193H245V195H246ZM258 194V193H257ZM141 195V194H140ZM175 195V194H174ZM178 195V194H177ZM177 195H175L177 198H178V196ZM141 196V197H142ZM191 196V195H190ZM230 196V195H229ZM235 196H237L236 194H235ZM247 196V195H246ZM140 197V198H141ZM151 197V196H150ZM158 197V198H159ZM182 197H184V196H182ZM215 197V198H214ZM228 197V196H227ZM232 197V196H231ZM230 197V199H232L233 200V198H231ZM189 198V197H188ZM204 198H205V196H204ZM239 198V197H238ZM91 199V198H90ZM96 199V198H95ZM100 199H101V197H100ZM192 199V198H191ZM228 199V198H227ZM239 199H241V198H239ZM139 200V199H138ZM159 200V199H158ZM178 200L181 202V204H182V202H185V201H183V200H181V198L179 197L178 198ZM229 200V199H228ZM140 201V200H139ZM231 200H229V202L228 203H230L231 204V202H230ZM233 202V201H232ZM138 203V202H137ZM142 203H143V201H142ZM188 203V202H187ZM212 203V202H211ZM227 203V204H228ZM234 203V202H233ZM232 203V204H233ZM151 204H152V201L151 202H146V203H144L142 206H140V207H138V208H133L132 209V213H133V215H134V218H135V220L136 221H138V222H143L144 223V225H145V227L149 230V226H150V223H151V220H150V210H151ZM156 204V203H155ZM198 204V203H197ZM230 204H228V205H230ZM183 205V204H182ZM190 205V204H189ZM211 205V204H210ZM184 206V205H183ZM185 206H186V203H185ZM214 207H215V204L213 205ZM218 206V203L216 204V207ZM234 208H235V203H234ZM186 210H187V207H184ZM189 208V207H188ZM218 208V207H217ZM223 208H224V205H223ZM204 209V208H203ZM208 209V208H207ZM245 209V208H244ZM189 210H191V208L190 209H188L187 210V212L189 213ZM201 210V209H200ZM230 210H234V209H232L231 207H230ZM246 210V209H245ZM193 211V210H192ZM212 211V210H211ZM251 211V210H250ZM104 212H106V211H104ZM205 212V211H204ZM203 212V213H204ZM209 212V211H208ZM194 213V212H193ZM192 213V214H193ZM251 213V212H250ZM190 214V213H189ZM190 216L192 217V215L190 214ZM205 216V215H204ZM195 217H198V216H195ZM200 217V216H199ZM199 217L197 218L198 220H200L199 219ZM193 218V220L195 221V219H194V217H192ZM201 218V217H200ZM160 219V218H159ZM117 220V219H116ZM202 220V219H201ZM165 221V220H164ZM172 221V220H171ZM216 221V220H215ZM166 222V221H165ZM204 222V221H203ZM213 222V221H212ZM164 223V222H163ZM197 223H198V221H197ZM196 223V224H197ZM200 224H202L201 223V221H200ZM200 224H197V225H200ZM203 224H205V222L203 223ZM203 224H202V226H203ZM242 224V223H241ZM245 224V223H244ZM134 225V224H133ZM163 225H165V224H163ZM162 225V226H163ZM206 225V224H205ZM214 225V224H213ZM246 225V224H245ZM119 226V225H118ZM201 226V225H200ZM201 226V227H202ZM207 226V225H206ZM242 226V225H241ZM175 227V226H174ZM178 227V226H177ZM204 227V226H203ZM171 228V227H170ZM179 228V227H178ZM214 228V227H213ZM247 228V227H246ZM173 229V228H172ZM201 229V228H200ZM203 229H205V228H203ZM167 230H169V229H167ZM202 230V229H201ZM208 231H209V228H208ZM171 232H173V231H171ZM210 232V231H209ZM208 232V234H211V233H209ZM217 233H218V231H217ZM175 234H176V231H175ZM205 234V233H204ZM206 234H207V232H206ZM205 234V235H206ZM168 235V234H167ZM179 236H180V234H178ZM211 235H213V234H211ZM211 235H209V236H211ZM162 236V235H161ZM179 236L177 237V234H176V237H177V239L179 238ZM182 236V235H181ZM208 236V237H209ZM213 237V236H212ZM170 238V237H169ZM181 238V237H180ZM209 239V238H208ZM171 240V239H170ZM179 240V239H178ZM183 240V239H182ZM210 241H211V243H212V240H213V238H212V240L211 239H209ZM2 242H3V240H2ZM162 242V241H161ZM179 242H181V240H179ZM215 242V241H214ZM213 242V243H214ZM212 243V244H213ZM213 245H215V243L213 244ZM218 245V244H217ZM217 245H215L214 247L216 248V246ZM218 247H219V249L218 248H216L217 249V251L219 252V254L222 256V258L224 259V254H222L220 251H222V247L221 246H219L218 245ZM156 250V249H155ZM220 250V251H219ZM31 251V250H30ZM193 252V251H192ZM192 252L191 251H186V253H187V258L188 257H191V254H192ZM224 252V251H223ZM0 253H4V257H3V263L2 264H13V262H10L13 258H19V259H24V258H27L28 256H30L31 254H30V252H29V249L27 250V249H24L23 251H22V253H13V252H11V251H9V252H4L3 251V248H0ZM153 255L155 254V253H152ZM227 256V255H226ZM225 256V257H226ZM176 258V257H175ZM227 258V257H226ZM225 258V259H226ZM228 261H229V259H227ZM231 262V261H230ZM227 263V262H226ZM232 263V262H231ZM230 263V264H231ZM228 264V263H227Z\"/></svg>",
    "mask_w": 264,
    "mask_h": 264
},
{
    "label": "crops",
    "instance_id": "3",
    "mask_svg": "<svg viewBox=\"0 0 264 264\" xmlns=\"http://www.w3.org/2000/svg\"><path fill=\"white\" fill-rule=\"evenodd\" d=\"M37 1H38V5L36 6V3H34V6L36 7V9L38 11L40 10V8L42 10H46L47 12H50V11L56 12V11H59V9H60V5L56 2V0H37ZM68 1H71L74 3V7H75V9H77L78 14L82 13L84 16L82 14H81V16L83 18H85L86 17L85 13H87V17H89V20L91 18L92 23L95 26L97 25L96 27L98 29L95 26H93L92 23L88 26L89 31L91 30L92 33H94V31H96L95 33H100V35H101V33L104 34V32H107L108 29L111 27V29H112L110 31V35H111V32L113 33L114 31L117 30V28L121 27V25L120 26L119 25L114 26V22H112V19H110V20L106 19L105 20L106 22L103 21L102 19H99L100 16L97 13H95V11L93 10L95 8V6H100L101 8H103L104 11H107V8L109 6H111V3H109V1H111V0H99V1L98 0H92V1L84 0L82 3H79V0H68ZM32 2H34V0H32ZM90 2H92V3H90ZM13 7H15V6H13V3H11V5L9 7L10 10L6 9V10L0 12V18H1V21L5 23L9 38L14 42L15 46H17L21 50H23L24 48L28 47L32 43L33 39L30 37V32L28 31V27H29L28 26L29 25L28 20H26V18H24L22 15L19 16L17 13H16V15H13L12 12L15 11V9ZM22 12H23V10H22ZM40 14H42V13H40ZM63 14L65 16L70 15L69 12H66V13L64 12ZM96 16H99V18L97 17V19H96ZM42 17L45 18L44 15ZM50 18H52V17H50ZM85 19H88V18H85ZM97 20L99 21V23L100 22L102 23V24L100 23L101 25L99 24L100 26L98 25ZM59 25H60V23H59ZM91 25L93 26V29L91 28L92 27ZM103 25H104V28H102ZM59 27L61 28V30H65V31L70 30V32L72 31L71 34H69L70 33L69 32V33H67V35H70L71 41L75 42L74 43L75 46L79 47L78 51H81L79 53L80 54L82 53L83 57L86 56L91 60V64H90L91 75L94 78H96V80H98V81L104 79L106 96H107V91H109L112 94L111 96L114 98L113 104L111 102L109 103L108 100L106 102L109 105L111 104L110 106H113L115 108V109L113 108L115 110L114 113H116V111L118 109L124 117V119H122V120L124 122L126 121L125 123L129 126V130H131L133 133L135 131V134H137V136L139 135L138 138L140 141L138 140V142H139L140 146L142 147V145H141V142H142V144L144 146H146V148H150V147H152V145H154L156 138H158L160 136L167 138L169 136L170 131H172V127H173V124L175 123V120L178 117H181L180 116L181 113L186 112L187 110H184V109H186L188 107H182L179 111L178 107H179V104H181V102L178 103L177 100H173V98H171L172 96L169 97L168 95H166V91L160 93V95H159V93H157V91H159L157 89V86L159 84V82H158L159 80L157 79L158 77L157 78L155 77V73H153L154 76H152L151 74H150L151 76L149 75V73H151V70L154 71L156 69H159L158 66L153 67V66H155L154 64H156V63L151 61L150 66L152 67V69L151 68H144L142 72L134 73L135 69L130 67L129 59H127V57H129V55L132 56L133 50L131 52H130V50L127 52H124L123 50H121V46H118V44L116 45L114 42H113V44L106 45L103 48H102V45L100 44V45H95V46L87 49L83 46L84 42L86 41V39L83 35L77 33L76 31H74L71 28L66 27L64 29L63 27H61V25ZM114 27H115V29H114ZM94 28H96L97 30ZM99 28H101L102 30H99ZM76 35H78V36H76ZM101 36H103V35H101ZM105 38H106V36H105ZM82 40H84V41H82ZM104 40H106V39H104ZM77 44H79V45H77ZM81 49L83 50V52ZM126 54H127V56H126ZM122 61H124V62H122ZM117 66H119V67H117ZM148 69H149V71H148ZM146 71H148V72H146ZM147 74H148V76H150V79L153 80V81H151L152 83L146 84V83L140 82L142 75H147ZM138 83L139 84L141 83V84L139 85ZM156 83H158V84H156ZM165 90H166V88H165ZM139 93L140 94L143 93L146 96V98L149 97V99H150L149 101H145L144 99L143 100L141 99L142 101H144L146 103L148 102L147 104L146 103L142 104L143 109L140 110L138 113V114H140V116L143 115L144 116L143 118L134 117V113H135L134 110L136 108L140 107L138 105V103L140 102V100H139L140 97H138V96L143 95V94L140 95ZM125 94H126V96H125ZM155 94H157V95H155ZM127 95H129V96H127ZM163 96H164V98H163ZM165 97L169 98L168 100L170 101V103L168 106L166 104H164L165 102H169V101L164 100V99H166ZM151 99L155 100V101H152ZM151 101L155 102V103H152ZM172 101H174V102H172ZM163 104L166 105V107ZM144 105H146V106L144 107ZM130 107L132 109H130ZM158 108L160 110H158ZM155 109H156V111H155ZM157 110H158V113H157ZM164 112H166V113H164ZM155 113H157V114L160 113L162 115L159 117L160 120H158V118H156ZM116 115L119 116L117 113H116ZM120 118H122V117H120ZM149 122H151L152 124ZM152 126H153V128H152ZM133 133H131V135L134 137ZM173 134H175V133H173ZM146 137L149 138V141H147V142H145ZM144 152L146 155L148 154L147 151L144 150ZM128 167H129V165L122 169V175L125 174ZM249 239L251 240V237ZM249 244H250V246H252V243H249ZM239 251H240V249H239Z\"/></svg>",
    "mask_w": 264,
    "mask_h": 264
},
{
    "label": "water",
    "instance_id": "4",
    "mask_svg": "<svg viewBox=\"0 0 264 264\" xmlns=\"http://www.w3.org/2000/svg\"><path fill=\"white\" fill-rule=\"evenodd\" d=\"M21 1H22L23 5L25 6L26 10L28 11V13L30 14V16L32 17L33 21L40 27V29L42 30L44 35L49 39V41L52 43L54 48L57 50L58 54L62 57L64 62H66V64H68V66L73 71V73L76 75L78 80L81 82V84L84 86V88L88 91L89 95L94 99L96 104L106 114V116L108 117V119L110 120L112 125L117 129V131L120 133V135L124 138V140L127 142L129 147L131 148V150L138 157V159L140 160V162L142 163L144 168L152 176V178L155 180V182L158 184V186L161 188V190L165 193V195L168 197V199L171 201V203L178 210L180 215L184 218V220L188 223L190 228L198 236L200 241L204 244V246L206 247L208 252L214 258V260L218 264H227L226 261L219 254L217 249L214 247V245L211 243V241L208 239V237L204 234V232L200 229V227L196 224V222L193 220V218L190 216V214L187 212V210L184 208V206L178 200V198L174 195V193L166 185L164 180L158 174L156 169L153 167V165L150 163L148 158L143 153L142 149L135 142V140L129 134L127 129L124 127V125L118 119V117L115 115V113L110 109V107L104 101V99L98 94V92L96 91L94 86L90 83L88 78L84 75V73L78 67V65L76 64V62L72 58V56L69 54V52L63 46V44L58 40L56 35L52 32V30L46 24L44 19L40 16L39 12L35 8L32 1L31 0H21Z\"/></svg>",
    "mask_w": 264,
    "mask_h": 264
}]
</instances>
